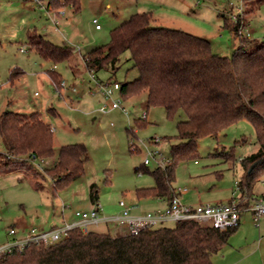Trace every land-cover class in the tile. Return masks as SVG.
<instances>
[{"label":"rangeland","instance_id":"374dc122","mask_svg":"<svg viewBox=\"0 0 264 264\" xmlns=\"http://www.w3.org/2000/svg\"><path fill=\"white\" fill-rule=\"evenodd\" d=\"M41 1L0 0V114L6 110L25 114L41 112L53 129V159L61 146L76 143L86 145L89 159L84 175L57 193L50 176H39L27 166L20 165L22 161L19 159L16 169H0V244L10 239L9 228L20 232L26 228L48 227L53 218L62 216V211L70 221L78 220L75 211L93 207L89 198L93 183L100 187L98 202L106 216L120 212L118 203L121 199L135 200L138 188L145 190L155 184L150 174L136 171V167L143 165L146 147L160 150L168 157L169 144L165 138L177 134V122L186 116L180 113L176 119H170L162 107L147 110L146 93L128 101L122 100L126 112L120 109L107 113L99 111L107 100L96 89L82 56L109 43L115 27L134 13L151 11L155 17L153 26L178 29L205 38L210 41L214 53L229 58L233 57L240 36L231 31L227 18L233 22L245 19L247 26L243 36L264 41V2L253 5V11L246 17H238L243 15L246 0H81L78 12L71 6L55 8L66 10L63 21L56 25L41 5L46 6L50 0ZM251 7L250 3L247 9ZM94 18L102 26L100 31L96 30ZM28 28H36L55 44L73 47L72 57L59 63L43 59L29 48ZM21 48L26 52L20 51ZM129 57V52L120 57L113 78L119 83L132 81L139 75ZM53 70L78 92L63 89L64 95L60 94L61 83L58 89L50 75ZM12 73H17L14 81L10 80ZM98 76L102 82H109L111 72L102 69ZM114 97L118 99L120 95ZM147 112L149 124L143 129L133 128L135 119L144 114L147 117ZM131 127L134 135L129 131ZM132 138L142 151L133 150ZM154 138L161 139L160 144H151ZM198 146L200 156L197 160L184 161L177 166L176 188L187 189V196L194 204L227 202L237 191L236 182L242 175L241 160L259 149L254 125L247 119L241 120L217 138L200 139ZM223 147H234L236 160L209 155ZM3 150L0 140V152ZM22 158L28 161L29 156ZM53 159H46L39 167L31 164L43 172L54 162ZM156 166L151 160L147 167L153 170ZM38 183L41 188L37 187ZM255 191H264L261 182L255 186ZM246 213L243 221L248 219L253 230L234 234L230 245L214 257L216 262L224 263L225 259L220 258L231 251L230 246L238 248L245 243L252 250L260 248L264 254V228L262 225L256 227L252 215ZM109 225V233L117 234L114 224ZM173 225L174 222L166 223L168 227ZM257 264H260L259 260Z\"/></svg>","mask_w":264,"mask_h":264},{"label":"trees","instance_id":"16d2710c","mask_svg":"<svg viewBox=\"0 0 264 264\" xmlns=\"http://www.w3.org/2000/svg\"><path fill=\"white\" fill-rule=\"evenodd\" d=\"M53 8L71 6L81 9V0H50ZM264 0H246L243 15L253 11L255 4ZM252 5L250 10L248 4ZM231 11V10H230ZM245 20V19H244ZM227 18L231 31L240 36L233 57L213 52L205 38L178 29L153 26L151 11L137 12L111 31L109 43L97 46L83 55L87 70L97 75L102 69L111 72L114 80L120 57L129 52L138 77L120 83L124 101L143 93L147 96V109L162 107L166 116L176 119L180 113L186 118L177 122V134L166 137L169 144L168 161L164 167L153 170L147 166L136 171L150 174L153 187L138 190L144 195L165 198L170 203L175 195L176 169L184 161L200 156L198 142L205 137L217 138L239 121L252 122L256 132L257 152L241 160L242 175L239 186L242 194L252 196L255 186L264 178V41L244 37L240 30L247 22ZM30 50L47 61H68L74 48L58 45L36 29L27 32ZM17 73H12L14 81ZM50 75L59 89L63 80L57 71ZM149 124L147 117L135 119L134 127L143 129ZM132 127L130 133L135 134ZM0 169L10 171L18 166V159L39 176H50L57 193L67 188L85 173L89 159L83 143L60 147L51 166L43 172L22 157H55L54 134L41 112L29 114L3 111L0 114ZM236 160L234 147L210 153ZM109 175V174H107ZM110 178H106L109 180ZM41 188L40 184H37ZM43 187V186H42ZM100 187L91 184L89 198L92 204L99 199ZM139 192V193H140ZM237 228L221 231L211 225L186 220L173 227L166 224L145 228L138 234H111L77 228L68 239L53 245L29 244L23 251L6 256L0 264H214L213 258L230 241Z\"/></svg>","mask_w":264,"mask_h":264},{"label":"built area","instance_id":"2783aa9c","mask_svg":"<svg viewBox=\"0 0 264 264\" xmlns=\"http://www.w3.org/2000/svg\"><path fill=\"white\" fill-rule=\"evenodd\" d=\"M37 2H42L37 0ZM42 7L46 9L47 14L51 22L54 24L60 23V17L65 15L63 9H54L50 5L41 3ZM93 23L97 29L101 28V24L98 19H94ZM243 30L240 33L243 35ZM21 51L25 52L21 48ZM96 89L104 96L107 102L100 107V112L107 113L109 110L120 109L126 112V108L122 106V97L115 98V92H119L121 85L118 81L102 82L96 81ZM63 89H69L72 92H78L75 87H68L67 83L63 80L61 82V91ZM59 91L60 94L62 92ZM63 96V95H62ZM146 117V114L142 116ZM131 147L133 150L142 151L139 145L132 142ZM161 139H152L151 144H160ZM44 158H39L35 155H30L28 161L34 165L41 166L45 163ZM151 160L156 162L157 166L164 167L168 161V158L160 151L153 150L146 147V155L143 162L144 166H148ZM261 184L264 186V178L261 180ZM237 191L232 193L229 201L219 203H198V204H185L181 201V194L186 192L185 188H176L175 195L167 207L156 211H147L142 213H133L136 205L127 204L125 199H121L118 203L120 212L115 215L106 216L103 214V208L97 201L93 204L90 210H77L75 216L78 220L72 222H65L60 226L52 227L49 229L31 228L27 231L25 236H17L18 232L15 228L11 227L8 230L11 236L5 243L0 244V262L8 255L15 251H23L29 244H43L45 246L53 245L62 240L68 239L71 232L74 229H81L84 232L92 230L93 226H99L101 224L113 223L120 227H126L127 232L125 234H138L145 228H153L160 225H164L167 222H180L186 220H192L205 225H211L212 227L226 231L234 228H238L241 222V216L243 213L250 211L253 215V220L256 225L264 218V194L257 197H249L247 194L243 195L239 186V181L236 182ZM64 208H68L65 206ZM121 234V235H125Z\"/></svg>","mask_w":264,"mask_h":264},{"label":"crops","instance_id":"0c3cea01","mask_svg":"<svg viewBox=\"0 0 264 264\" xmlns=\"http://www.w3.org/2000/svg\"><path fill=\"white\" fill-rule=\"evenodd\" d=\"M46 5H50L51 7H53V5L51 4V2H49V4H46ZM65 9V8H64ZM66 11V10H65ZM66 14V13H65ZM66 16V15H65ZM64 16V17H65ZM64 17L63 16H61L60 17V20H62L63 21V19H64ZM94 19H97V18H94ZM94 19H93V21H94ZM34 29H36V28H34ZM102 29V26H101V28L100 29H97L96 28V30L97 31H100ZM30 30V28H28V30H27V32ZM37 30V29H36ZM39 32V31H38ZM21 51V50H20ZM26 52V51H25ZM83 57V56H82ZM83 61H84V63H85V60H84V58H83ZM87 69V68H86ZM89 72V71H88ZM90 73V72H89ZM62 77V76H61ZM90 77H91V79H92V81H94V83H95V80L96 81H102L100 78H99V76H98V74L95 76V75H92L91 73H90ZM68 85V84H67ZM95 86H96V84H95ZM68 87H75V86H73V85H68ZM76 88V87H75ZM69 90V89H68ZM78 90V89H77ZM71 91V90H70ZM62 92V91H61ZM75 93V92H74ZM77 93V92H76ZM62 94H63V92H62ZM64 95V94H63ZM115 95H120V91L119 92H115ZM147 110H149V109H147ZM100 111V110H99ZM52 113L53 114H56V111H54V110H52ZM148 116H149V112H147V119H148ZM51 125V124H50ZM53 160H55V159H53ZM53 164V163H52ZM51 164V165H52ZM50 165V166H51ZM154 186V185H153ZM153 186H151V187H153ZM150 187V188H151ZM264 187V186H263ZM175 188H176V186H175ZM149 189V188H148ZM54 190V189H53ZM138 190H142V189H137L136 190V198H135V200H132V201H128V200H126V202H127V204H129V205H136L137 207L135 208V209H133V213H136V214H138V213H142V212H147V211H156V210H159V209H164V208H166L167 207V205H168V201L165 199V198H160V197H156V196H153V195H144L143 194V192H140V191H138ZM140 192V193H139ZM187 193H188V190L186 189V192L185 193H183V194H181V201L183 202V203H185V204H194V203H192L191 201H193L192 199H189V197L187 196ZM264 194V191H262V192H260V193H256V191H255V188H254V191H253V194H252V196L251 197H257V196H259V195H263ZM230 199V198H229ZM229 199L227 200V201H229ZM99 200V199H98ZM220 202H222V201H220ZM204 204V203H203ZM119 209H120V207H119ZM246 213V212H245ZM247 213L248 214H250V215H252V213L250 212V211H247ZM246 213V214H247ZM243 215H245L244 213L242 214V216H241V222H240V225H239V227L236 229V231H235V233L234 234H238V233H246V232H248V231H250V230H253L252 228H251V226H250V221L248 220V219H245L244 221H243ZM252 219H253V215H252ZM65 222H72V221H70L69 220V218H67V216H65V214H64V212L62 211V216L60 217H55V218H53L52 219V222L48 225V227H41V229H49V228H52V227H56V226H60V225H62L63 223H65ZM253 222H254V220H253ZM254 224H255V222H254ZM261 225L263 226V228H264V218H262L261 220H260V222H259V225H256L255 224V226L256 227H261ZM109 224H107V225H105V224H101V225H99V226H93L92 227V230H95V231H98V232H103V233H105V232H110L109 231ZM114 226H115V228H116V230L118 231V232H116L117 234H125L126 232H127V228L126 227H120V226H117V225H115L114 224ZM29 229L28 228H26V229H21V231L20 232H18V234H17V236H19V237H23V236H25V234L27 233V231H28ZM123 231V233H121ZM120 232V233H119ZM234 234H232V236L234 235ZM231 236V237H232ZM228 245H230V241H229V243L226 245V246H228ZM225 246V247H226ZM224 247V248H225ZM231 248V251L230 252H225V254H224V256H223V258H220V259H225V261H226V263H225V261H224V263L225 264H257V260H259L260 261V264H264V254H263V252L261 251V249L260 248H258V250L257 251H255V250H252L251 249V247H249V245L247 244V243H245V244H243V245H240L238 248H235L234 246L232 247V246H230ZM223 248V249H224ZM222 249V250H223ZM233 249V250H232ZM221 250V251H222ZM220 251V252H221ZM234 251V252H233ZM219 252V253H220ZM218 253V254H219ZM218 254H216V255H218ZM235 254V255H234ZM215 255V256H216ZM228 255H230V256H228ZM232 255V256H231ZM214 256V257H215ZM227 258V259H226ZM213 262H214V264H224V263H222L220 260H219V263H218V261L216 262V260H214V258H213Z\"/></svg>","mask_w":264,"mask_h":264}]
</instances>
